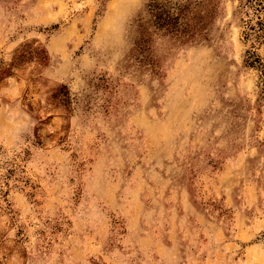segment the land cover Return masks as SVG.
Instances as JSON below:
<instances>
[{
    "label": "rangeland",
    "instance_id": "374dc122",
    "mask_svg": "<svg viewBox=\"0 0 264 264\" xmlns=\"http://www.w3.org/2000/svg\"><path fill=\"white\" fill-rule=\"evenodd\" d=\"M0 264H264V0H0Z\"/></svg>",
    "mask_w": 264,
    "mask_h": 264
}]
</instances>
